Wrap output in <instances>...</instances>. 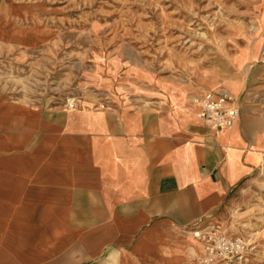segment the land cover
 <instances>
[{
	"label": "crops",
	"instance_id": "crops-1",
	"mask_svg": "<svg viewBox=\"0 0 264 264\" xmlns=\"http://www.w3.org/2000/svg\"><path fill=\"white\" fill-rule=\"evenodd\" d=\"M258 8L222 91L199 87L240 104L217 134L196 117L191 89L149 71L135 77L143 102L49 107L0 94V264L196 263L191 229L226 223L264 180V1ZM3 32L0 42L32 40Z\"/></svg>",
	"mask_w": 264,
	"mask_h": 264
},
{
	"label": "rangeland",
	"instance_id": "rangeland-1",
	"mask_svg": "<svg viewBox=\"0 0 264 264\" xmlns=\"http://www.w3.org/2000/svg\"><path fill=\"white\" fill-rule=\"evenodd\" d=\"M260 1L0 0L3 35L32 37L0 42V94L49 107L101 105L123 95L143 102L148 90L137 84L140 71L187 90L212 81L222 91L234 52L255 34ZM261 184L221 223L256 245L254 264H264ZM195 238L200 264L204 247Z\"/></svg>",
	"mask_w": 264,
	"mask_h": 264
},
{
	"label": "built area",
	"instance_id": "built-area-1",
	"mask_svg": "<svg viewBox=\"0 0 264 264\" xmlns=\"http://www.w3.org/2000/svg\"><path fill=\"white\" fill-rule=\"evenodd\" d=\"M188 99L190 105L196 108V117L210 127L215 134L231 127L241 113L237 98L228 91L219 92L199 88L189 91ZM191 230L203 243L204 251L200 264L211 262L254 264L250 254L256 245L247 246L246 242L249 244L250 239L239 234L227 233L221 223L194 226ZM248 234L250 237L251 234Z\"/></svg>",
	"mask_w": 264,
	"mask_h": 264
},
{
	"label": "bare ground",
	"instance_id": "bare-ground-1",
	"mask_svg": "<svg viewBox=\"0 0 264 264\" xmlns=\"http://www.w3.org/2000/svg\"><path fill=\"white\" fill-rule=\"evenodd\" d=\"M251 234V233H250Z\"/></svg>",
	"mask_w": 264,
	"mask_h": 264
}]
</instances>
